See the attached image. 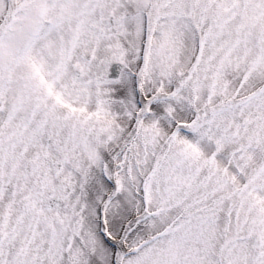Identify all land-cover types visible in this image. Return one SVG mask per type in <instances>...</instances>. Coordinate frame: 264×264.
I'll use <instances>...</instances> for the list:
<instances>
[{
	"label": "snow or ice",
	"instance_id": "snow-or-ice-1",
	"mask_svg": "<svg viewBox=\"0 0 264 264\" xmlns=\"http://www.w3.org/2000/svg\"><path fill=\"white\" fill-rule=\"evenodd\" d=\"M0 264H264V0H0Z\"/></svg>",
	"mask_w": 264,
	"mask_h": 264
}]
</instances>
